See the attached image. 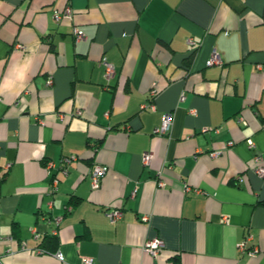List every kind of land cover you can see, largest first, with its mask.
Wrapping results in <instances>:
<instances>
[{
    "label": "crops",
    "instance_id": "obj_1",
    "mask_svg": "<svg viewBox=\"0 0 264 264\" xmlns=\"http://www.w3.org/2000/svg\"><path fill=\"white\" fill-rule=\"evenodd\" d=\"M26 62L0 94L1 264H264V0H0V82Z\"/></svg>",
    "mask_w": 264,
    "mask_h": 264
},
{
    "label": "built area",
    "instance_id": "obj_2",
    "mask_svg": "<svg viewBox=\"0 0 264 264\" xmlns=\"http://www.w3.org/2000/svg\"><path fill=\"white\" fill-rule=\"evenodd\" d=\"M72 16V12L70 10V8H66V10L64 11L63 14H59L58 12L54 13V17L56 18V20L61 19L62 17H68L70 18ZM74 30V39L75 41L81 40L84 38V33L83 31L75 26L73 28ZM191 43H193L191 40H189ZM102 65L104 67V76L105 79L109 80L111 77L114 76V74L116 73L115 70V66L113 65L112 62H110L107 58L103 57L101 59ZM222 63L220 55L214 50L212 51L209 59L206 61V65H220ZM47 83L50 84L51 83V79L49 78L47 80ZM156 94V90L153 88L152 90H150V97H154V95ZM148 107L150 110L154 111L155 110V106L154 104L150 101L147 105L143 104L142 108ZM191 113H194V110H190ZM75 114L79 115L81 114L80 110H76ZM241 120V119H240ZM242 121V120H241ZM173 123V114L172 113H163L161 115V121H160V125L154 129V132H156L157 134H162L165 135L169 132L171 126ZM248 142V147L252 148L254 146V144L252 143V141L250 139L247 140ZM229 144H231V142H229ZM211 156L217 155L218 153L216 152H211L209 153ZM152 157V153L151 152H144L142 155V162L144 165L148 164L150 159ZM65 162L69 161L67 158L64 160ZM254 161L256 163V166L253 168V171L261 178H264V156L262 155H256L254 157ZM108 166L106 165H97L89 174V181H90V187L92 189H97L100 185V181L101 178L107 173L108 171ZM159 186H163L164 182L159 180L158 182ZM121 216V211L120 210H115L112 211L111 213H109V217L111 221H115L117 220L119 217ZM142 220H146L147 217L144 215L141 217ZM55 223L58 224V222L60 221L59 218H55ZM250 238H246L243 241H241L238 244V251L240 253H246L249 256H256L259 253V249L257 248V246H253L251 248H246V244L247 241ZM11 241V238H1L0 237V241ZM164 246L162 239L158 238V237H154V238H150L147 239L142 248L145 252H148L151 256H153L154 258L158 255L160 249ZM54 256L60 260L63 261L64 260V256L62 254V252L57 251L54 253ZM1 264V261H0ZM81 264H95L94 261L90 258H83L82 263Z\"/></svg>",
    "mask_w": 264,
    "mask_h": 264
},
{
    "label": "clouds",
    "instance_id": "obj_3",
    "mask_svg": "<svg viewBox=\"0 0 264 264\" xmlns=\"http://www.w3.org/2000/svg\"><path fill=\"white\" fill-rule=\"evenodd\" d=\"M31 67L30 62H26L22 65H17L13 69V76L11 79L6 78L5 81L0 82V94L8 91L11 87H14L17 83H23L27 80L29 70Z\"/></svg>",
    "mask_w": 264,
    "mask_h": 264
},
{
    "label": "trees",
    "instance_id": "obj_4",
    "mask_svg": "<svg viewBox=\"0 0 264 264\" xmlns=\"http://www.w3.org/2000/svg\"><path fill=\"white\" fill-rule=\"evenodd\" d=\"M55 237L52 235V237H50V240H51V242H55ZM50 250V249H49ZM51 251V250H50Z\"/></svg>",
    "mask_w": 264,
    "mask_h": 264
}]
</instances>
